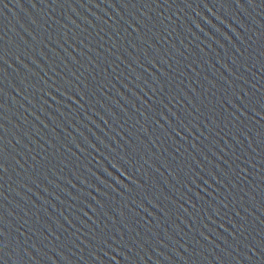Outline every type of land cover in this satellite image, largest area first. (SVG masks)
Wrapping results in <instances>:
<instances>
[{
    "label": "water",
    "instance_id": "water-1",
    "mask_svg": "<svg viewBox=\"0 0 264 264\" xmlns=\"http://www.w3.org/2000/svg\"><path fill=\"white\" fill-rule=\"evenodd\" d=\"M0 264H264V0H0Z\"/></svg>",
    "mask_w": 264,
    "mask_h": 264
}]
</instances>
